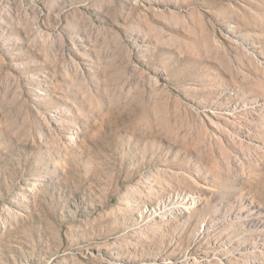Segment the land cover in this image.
I'll use <instances>...</instances> for the list:
<instances>
[{
	"label": "rangeland",
	"instance_id": "374dc122",
	"mask_svg": "<svg viewBox=\"0 0 264 264\" xmlns=\"http://www.w3.org/2000/svg\"><path fill=\"white\" fill-rule=\"evenodd\" d=\"M263 218L264 0H0V264H264Z\"/></svg>",
	"mask_w": 264,
	"mask_h": 264
},
{
	"label": "bare ground",
	"instance_id": "6f19581e",
	"mask_svg": "<svg viewBox=\"0 0 264 264\" xmlns=\"http://www.w3.org/2000/svg\"><path fill=\"white\" fill-rule=\"evenodd\" d=\"M248 198V197H247ZM252 198V197H251ZM250 204V203H249ZM251 207H252V213H255V214H257V213H262V207H261V205H259V204H257V202H251ZM180 213H182V212H180ZM250 219V218H249ZM255 219H257V218H255ZM263 221H264V218H263ZM247 230V229H246ZM260 235V234H259ZM263 247H264V244L262 245Z\"/></svg>",
	"mask_w": 264,
	"mask_h": 264
}]
</instances>
